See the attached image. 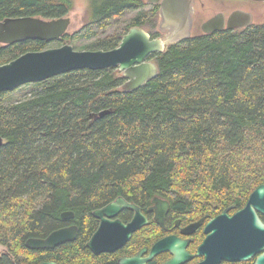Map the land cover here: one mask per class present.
<instances>
[{
    "label": "trees",
    "instance_id": "trees-1",
    "mask_svg": "<svg viewBox=\"0 0 264 264\" xmlns=\"http://www.w3.org/2000/svg\"><path fill=\"white\" fill-rule=\"evenodd\" d=\"M87 1L83 30L65 33L62 44L87 40L81 50H109L132 26L158 35L156 6ZM71 7L72 0H0V21L61 18ZM129 12V23L108 32ZM49 44H0V64ZM151 57L157 75L130 92L109 68L26 84L30 91L14 100L6 99L12 91L0 93V245L8 253L0 264L89 262L92 212L119 196L140 207L162 198L169 214L193 218L234 212L264 183V25L198 33ZM63 211L73 218L62 219ZM68 223L78 226L74 240L26 247Z\"/></svg>",
    "mask_w": 264,
    "mask_h": 264
},
{
    "label": "water",
    "instance_id": "water-1",
    "mask_svg": "<svg viewBox=\"0 0 264 264\" xmlns=\"http://www.w3.org/2000/svg\"><path fill=\"white\" fill-rule=\"evenodd\" d=\"M146 5H159L155 31L164 36L151 38L146 29L132 26L122 35L118 45L109 50H77L71 44L64 43L57 47H47L38 51H26L19 56L0 64V93L9 92L20 86L37 83L73 70L90 69L103 70L114 68L119 76L125 79L119 87L122 92H130L142 86L157 75V64L149 57L155 53H163L171 44L187 40L193 35L194 12L207 15L200 25V30L194 32L209 34L221 30H242L252 24L253 14L243 3H263L264 0H225V12L211 10L209 0H143ZM195 1V2H194ZM194 2V8H193ZM204 3L205 9L196 6ZM242 3V4H238ZM227 4V5H226ZM213 5V3H212ZM244 6L246 8H244ZM215 13V14H214ZM70 24L68 17L43 19L39 17H7L0 21V44L9 45L26 40H40L51 43L60 40L67 32ZM200 24V23H199ZM108 111L98 113L103 116ZM97 115H91L95 118ZM3 139L0 136V146ZM159 198H153V202ZM123 208L135 212V218L127 225L119 220H111ZM226 208L219 216L210 220L207 228L210 231L200 245L197 254L204 255L200 264H217L222 260L230 262L246 261L259 254L255 264H264V222L259 215L264 216V183L257 186L249 195L245 206L232 215ZM165 209H162L164 212ZM100 218L101 223L87 243L94 253L113 251L115 235L111 231H127L128 235L136 230L141 223L136 218L141 217L139 207L134 203L117 197L102 208L92 212ZM62 219H71L72 211H63ZM76 226L62 227L53 230L46 238H29L25 245L28 248H52L75 238ZM101 244V245H99ZM184 242L172 237L155 244L149 257L170 250L173 257L165 264H181L190 256L183 249ZM139 255L123 259L122 264H143ZM43 264H56L47 262Z\"/></svg>",
    "mask_w": 264,
    "mask_h": 264
},
{
    "label": "flooded vegetation",
    "instance_id": "flooded-vegetation-1",
    "mask_svg": "<svg viewBox=\"0 0 264 264\" xmlns=\"http://www.w3.org/2000/svg\"><path fill=\"white\" fill-rule=\"evenodd\" d=\"M194 2H193V8H194ZM244 2L251 4V7L254 5H264L263 3H254V2H248V1H244ZM197 5L200 6L203 10L205 9L204 3L195 4V8ZM208 5L211 10L215 7L214 11H217L216 13L218 12L224 13L225 10L227 9L225 8V0H209ZM146 6H156L157 13L159 15L160 6L158 4L157 5L149 4ZM260 7H256V8H260ZM206 18H207V15L200 14L199 11L195 10L194 17H193L192 37L195 35L194 32H196L197 30H200V25L203 22V20ZM255 24L264 25V19ZM221 31H224V30H221ZM214 32H217V31H213L206 35H210ZM157 34L158 35H156L155 37H159V36L162 37L165 35V34H160V33H157ZM183 41H180L178 43H181ZM150 59L153 60L152 57H149V60ZM137 206L139 207L141 217L140 218L137 217L136 220L139 223H141V225L136 230H134L135 232L132 231L129 234V236H127L128 235L127 231H111V232H114V235H115L113 246H118L113 251H102L99 253H94L87 246L88 241L90 240L92 235L96 232V229L101 223L100 218L93 216L95 219L94 229L93 231L88 232V237L85 241V246L89 249L92 257H94L95 259L92 258L89 260V262H81L78 264H122L121 261L123 259H129V258L136 257L139 255V252L141 250H144V252L140 254V259H143V264H165L173 257V254L168 249L155 254L151 259H146V258L149 257V254L152 248L155 246V244H157L158 242L168 237H172V238H175L177 240L184 242L183 249L184 251L187 252L190 258L188 260H185L181 264H200L204 261L205 257L204 255H198L197 251L200 245L204 242V240L206 239L208 235L206 231H210V229L207 228V224L210 220L219 216L226 208H228L226 207L220 213H217L215 215H207L203 217H193V218H180V217H175L169 214L170 204L167 200L162 199V198H159V200L155 202H153V199H152L147 206H143V207H140L139 205ZM232 208L233 207H231L228 210L227 212L228 215H232L234 212L239 210L237 209L236 211L231 212ZM162 209H165L164 212L162 211ZM259 217L264 222V216L259 215ZM134 218H135V212L133 210L128 209V208H123L115 215V217L111 218V220H119L121 224L127 225L128 223L133 221ZM67 220H70V219H67ZM70 226L77 227V231H75V238H76L79 232L78 226L75 223H68L64 227H70ZM51 232L53 231H50L49 233L45 234L42 237H34V238H40V239L46 238L47 235H49ZM75 238H73L72 240H74ZM52 248H30V249L42 250V249H52ZM6 254H8L6 252V249L4 251H0V257ZM104 254H110L111 256L110 257L105 256ZM258 255L259 254L254 255L251 259L246 260V261L230 262V261L222 260L218 262L217 264H255V261ZM11 262L14 263L13 260H11ZM47 262H54L56 264H59L52 259L38 260L35 263H29V264H43Z\"/></svg>",
    "mask_w": 264,
    "mask_h": 264
},
{
    "label": "rangeland",
    "instance_id": "rangeland-1",
    "mask_svg": "<svg viewBox=\"0 0 264 264\" xmlns=\"http://www.w3.org/2000/svg\"><path fill=\"white\" fill-rule=\"evenodd\" d=\"M242 4V3H238ZM247 8L244 6V8L250 10L253 14L254 21L260 22L264 19V5H254L251 7V4L249 3H243ZM262 6V7H260ZM260 7V8H256ZM151 8L150 6H145V10ZM135 12H129L125 16H123L121 19L117 20L115 23H113L112 28L108 31L110 32L112 29H118L120 27L125 26L127 23H129L130 18L134 15ZM88 1L87 0H72V7L71 10L65 15L64 17H68L70 19V24L67 29V35L71 36L74 34H77L84 27V25L87 23L88 20ZM95 31V30H94ZM97 34L100 35V31H97ZM58 41V42H57ZM87 43V40H80V41H72V45L75 49L81 50L83 48V45ZM62 45V42H59V40H56L49 44L48 47H57ZM84 50V49H83ZM31 87L27 85H23L18 87L17 89L13 90L10 95L6 98L7 100H14L21 98L22 96L26 95L30 91ZM5 248L0 245V251H4Z\"/></svg>",
    "mask_w": 264,
    "mask_h": 264
},
{
    "label": "bare ground",
    "instance_id": "bare-ground-1",
    "mask_svg": "<svg viewBox=\"0 0 264 264\" xmlns=\"http://www.w3.org/2000/svg\"><path fill=\"white\" fill-rule=\"evenodd\" d=\"M135 232V231H134Z\"/></svg>",
    "mask_w": 264,
    "mask_h": 264
}]
</instances>
